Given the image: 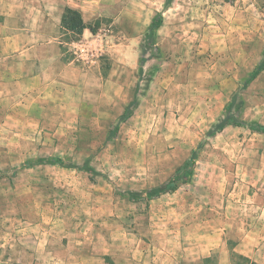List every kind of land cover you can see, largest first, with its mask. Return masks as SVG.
Returning a JSON list of instances; mask_svg holds the SVG:
<instances>
[{"label": "rangeland", "instance_id": "rangeland-1", "mask_svg": "<svg viewBox=\"0 0 264 264\" xmlns=\"http://www.w3.org/2000/svg\"><path fill=\"white\" fill-rule=\"evenodd\" d=\"M59 6L89 27L62 17L46 29L49 58L31 65L40 77L0 72V242L53 238L98 264H264V133L250 128L264 124V69L250 79L264 0ZM191 157L176 190L150 193Z\"/></svg>", "mask_w": 264, "mask_h": 264}, {"label": "crops", "instance_id": "crops-1", "mask_svg": "<svg viewBox=\"0 0 264 264\" xmlns=\"http://www.w3.org/2000/svg\"><path fill=\"white\" fill-rule=\"evenodd\" d=\"M59 2L60 0H0V72H4L6 66L12 64L11 68L16 69V73L12 74L13 82L19 83L17 78L34 79L42 74L34 76L31 65L34 63L45 65L49 58L47 50L53 46V40L51 36L46 38V29L61 24L65 7L59 6ZM17 6L23 8L18 10ZM18 11L24 13L19 15ZM22 36L28 43L21 44ZM0 75V88H2L7 80L4 79L5 75L1 73ZM49 239V245L43 243L29 248L18 244L15 235H10L6 242H0V264L100 263L99 256L91 249L74 244H60L53 247V238ZM56 251L65 254L61 257ZM85 251L88 252L79 254ZM36 252H43L45 255L38 256ZM101 258L103 261L107 259L106 255ZM136 264L145 263L141 261Z\"/></svg>", "mask_w": 264, "mask_h": 264}, {"label": "trees", "instance_id": "trees-1", "mask_svg": "<svg viewBox=\"0 0 264 264\" xmlns=\"http://www.w3.org/2000/svg\"><path fill=\"white\" fill-rule=\"evenodd\" d=\"M63 20H65V22L66 20H69L71 24L73 23L78 33H83L84 29L89 27L87 26V23L85 22L81 11H79L78 9L71 8V7H66L63 13ZM161 24H162V15H158L156 18L153 19L149 27L148 33H147L149 45L156 46V34ZM143 62H144V59H142V63ZM263 69H264V58L257 65L255 70L251 74L250 79L255 78ZM229 124H240V123L232 119H227L224 123L221 124V127L225 125H229ZM250 128L255 131L264 133V124L252 123L250 124ZM46 161L50 164H61L62 159L52 158V159H47ZM194 163H195V159L193 157L189 158L182 166H180L176 170V174L170 181L151 189L150 193L153 195H158L164 192H170V191L176 190L178 188L177 180L181 178V172L183 170H186L188 171L189 174H192L191 167L194 165Z\"/></svg>", "mask_w": 264, "mask_h": 264}]
</instances>
